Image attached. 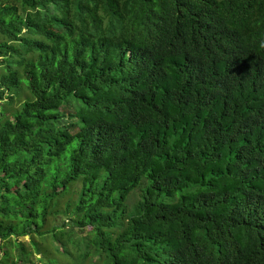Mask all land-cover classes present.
Segmentation results:
<instances>
[{"label": "trees", "instance_id": "obj_1", "mask_svg": "<svg viewBox=\"0 0 264 264\" xmlns=\"http://www.w3.org/2000/svg\"><path fill=\"white\" fill-rule=\"evenodd\" d=\"M262 43L264 0H0V239L80 181L90 264H264Z\"/></svg>", "mask_w": 264, "mask_h": 264}, {"label": "rangeland", "instance_id": "obj_2", "mask_svg": "<svg viewBox=\"0 0 264 264\" xmlns=\"http://www.w3.org/2000/svg\"><path fill=\"white\" fill-rule=\"evenodd\" d=\"M17 100L15 98L12 104L13 107L17 105ZM63 111L60 117V123H68L73 120L68 116L69 113L74 110L73 101L66 102L62 104L59 108ZM144 177V178H143ZM140 183L132 190L128 195L127 199L124 201L122 207H120L118 214L122 210L127 213L137 212L132 209L139 199H141L142 191L147 184L146 176L144 175ZM67 189L69 186H66ZM81 187V182L76 181L70 184V188L66 192L58 193L57 195V209L59 210L58 219L53 220L52 216H49L42 226L44 233L38 235L32 233L30 235L17 236L19 240H23V244L26 247L27 253L24 258H20L19 249L17 246H22V243H16L14 239L16 236L12 235L9 239H0V264H90L92 261L101 262L104 260V255L99 254L96 251V246L94 242L91 241L93 238V232L89 230L90 226L86 225L80 228L72 219L76 218V215L72 212L64 211L66 204L74 206V200L77 199L79 190ZM73 208V207H69ZM117 214V215H118ZM61 221H64L63 234L52 232H45L47 228L51 225H61ZM126 223L125 217L123 218V224ZM120 230L119 226H114L110 229L112 236H114ZM35 241L37 249H35L30 242ZM87 254L83 257V253Z\"/></svg>", "mask_w": 264, "mask_h": 264}, {"label": "clouds", "instance_id": "obj_3", "mask_svg": "<svg viewBox=\"0 0 264 264\" xmlns=\"http://www.w3.org/2000/svg\"><path fill=\"white\" fill-rule=\"evenodd\" d=\"M261 47H264V43L261 44Z\"/></svg>", "mask_w": 264, "mask_h": 264}]
</instances>
